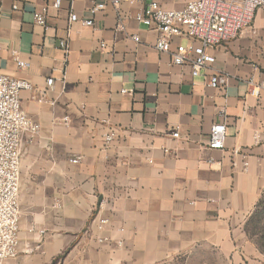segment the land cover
I'll list each match as a JSON object with an SVG mask.
<instances>
[{"label": "crops", "instance_id": "1", "mask_svg": "<svg viewBox=\"0 0 264 264\" xmlns=\"http://www.w3.org/2000/svg\"><path fill=\"white\" fill-rule=\"evenodd\" d=\"M94 1L0 0V73L32 85L22 106L41 127L23 137L18 256L6 264H264L247 231L264 196V89L248 93L264 84V8L194 77L155 49L158 32L135 19L141 3L92 15ZM44 8L46 27L34 20ZM215 73L225 87L209 86ZM219 122L225 148L213 150Z\"/></svg>", "mask_w": 264, "mask_h": 264}, {"label": "built area", "instance_id": "2", "mask_svg": "<svg viewBox=\"0 0 264 264\" xmlns=\"http://www.w3.org/2000/svg\"><path fill=\"white\" fill-rule=\"evenodd\" d=\"M111 1L115 8H119L121 0H95L89 7V12L95 15L107 7ZM144 6L142 12L135 17L136 21L146 24L158 32L155 49L160 54H168L174 66L190 69L194 77L202 71L212 70L215 57L209 53L216 47L229 44L238 38L243 30L250 26L255 12L264 8V0H187L180 9H167L158 0H137ZM62 0H55L52 7L60 9ZM18 9V6H14ZM49 8L35 12L36 24L47 26ZM71 22L78 20L77 15H71ZM83 24L93 27L92 20ZM119 29L123 30L121 20ZM186 39L188 44H176V39ZM139 42L138 37H133ZM63 49H67V42H60ZM101 48H105L102 43ZM19 68L26 65L18 61ZM209 86L215 89L225 87L227 80L220 74L208 77ZM53 80L47 82L51 87ZM249 95L258 97L264 89V84L255 86L249 84ZM33 90L29 82L16 80L0 73V264H6L18 256V233L20 207L19 195V164L22 154V141L25 134L36 136L40 132V125L31 120L24 111L21 101L23 91ZM41 100L45 92H41ZM69 124L68 118L64 120ZM174 139H179V130L172 133ZM227 126L225 122L215 123L211 127L209 147L213 150L225 148ZM107 145L118 138V131L111 128L103 135ZM80 158L71 159L72 164H78ZM108 223L100 219L96 225L98 232H104ZM105 236L97 237L100 244L107 243Z\"/></svg>", "mask_w": 264, "mask_h": 264}, {"label": "trees", "instance_id": "3", "mask_svg": "<svg viewBox=\"0 0 264 264\" xmlns=\"http://www.w3.org/2000/svg\"><path fill=\"white\" fill-rule=\"evenodd\" d=\"M264 215V196L261 200V202L259 203L253 217L250 219L249 223L247 224V231L249 232L250 235L258 238V244L261 248V250L264 252V234L258 232H254L252 229V224L254 222V219H258V217Z\"/></svg>", "mask_w": 264, "mask_h": 264}, {"label": "rangeland", "instance_id": "4", "mask_svg": "<svg viewBox=\"0 0 264 264\" xmlns=\"http://www.w3.org/2000/svg\"><path fill=\"white\" fill-rule=\"evenodd\" d=\"M252 228L254 232L256 233L260 232L264 234V215H262L261 217L259 216L258 219H254ZM257 242H258V238H257Z\"/></svg>", "mask_w": 264, "mask_h": 264}]
</instances>
